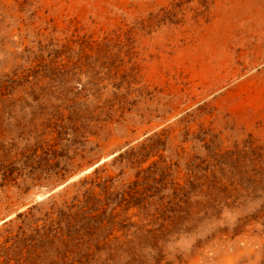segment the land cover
Instances as JSON below:
<instances>
[{"label": "rangeland", "instance_id": "1", "mask_svg": "<svg viewBox=\"0 0 264 264\" xmlns=\"http://www.w3.org/2000/svg\"><path fill=\"white\" fill-rule=\"evenodd\" d=\"M0 264H264V0H0Z\"/></svg>", "mask_w": 264, "mask_h": 264}, {"label": "trees", "instance_id": "2", "mask_svg": "<svg viewBox=\"0 0 264 264\" xmlns=\"http://www.w3.org/2000/svg\"><path fill=\"white\" fill-rule=\"evenodd\" d=\"M164 9H165L164 12L167 13V12H169L172 9V7L169 8V9L168 8H164Z\"/></svg>", "mask_w": 264, "mask_h": 264}]
</instances>
